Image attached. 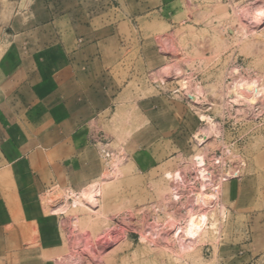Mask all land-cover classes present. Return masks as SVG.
Masks as SVG:
<instances>
[{
  "label": "crops",
  "instance_id": "obj_1",
  "mask_svg": "<svg viewBox=\"0 0 264 264\" xmlns=\"http://www.w3.org/2000/svg\"><path fill=\"white\" fill-rule=\"evenodd\" d=\"M204 1L0 0V264H62L64 218L46 200L100 177L101 133L119 108L141 118L136 166L169 159L186 121L155 77ZM255 226L250 254L264 250Z\"/></svg>",
  "mask_w": 264,
  "mask_h": 264
},
{
  "label": "rangeland",
  "instance_id": "obj_2",
  "mask_svg": "<svg viewBox=\"0 0 264 264\" xmlns=\"http://www.w3.org/2000/svg\"><path fill=\"white\" fill-rule=\"evenodd\" d=\"M200 10L166 43L155 77L182 104L180 142L165 163L140 169L128 144L140 115L122 107L106 117L103 172L83 190L95 193L46 200L62 209V264H264V250L245 246L250 225L264 230V4L231 11L205 0ZM198 215L208 225L191 237Z\"/></svg>",
  "mask_w": 264,
  "mask_h": 264
},
{
  "label": "bare ground",
  "instance_id": "obj_3",
  "mask_svg": "<svg viewBox=\"0 0 264 264\" xmlns=\"http://www.w3.org/2000/svg\"><path fill=\"white\" fill-rule=\"evenodd\" d=\"M237 85V84H236ZM256 85V84H255ZM254 84H251V85H249V88L251 89V90H255L254 89V86H255ZM256 88V87H255ZM257 92V91H256ZM255 91H254V94L256 93ZM255 95H257V94H255ZM255 96L253 95V98H254ZM252 98V97H251ZM252 98V99H253ZM251 99V100H252ZM250 100V99H249ZM203 119H205V117L203 116ZM171 176V175H170ZM208 177V176H207ZM207 177H206V174H204V175H202V178H201V181L203 182V183H205V184H203V185H205L206 186V183H207V181H209V177H208V179H207ZM202 184V183H201ZM95 188H96V185H91L88 189H86L85 191H83V194L84 195H86L87 196V192H89V196H91V194H93V193H95V192H93V193H91L90 191H95ZM203 197H205V195L204 194H199L198 196H197V200L198 199H202ZM60 208V207H59ZM58 208V209H59ZM61 211H62V209H61ZM208 221H209V217L207 216V215H198V216H193L190 220H189V222H188V224H187V227H186V231H187V233L189 234V235H191V237L195 234V233H197V232H200L201 230H204L205 228H207V225H208Z\"/></svg>",
  "mask_w": 264,
  "mask_h": 264
},
{
  "label": "built area",
  "instance_id": "obj_4",
  "mask_svg": "<svg viewBox=\"0 0 264 264\" xmlns=\"http://www.w3.org/2000/svg\"><path fill=\"white\" fill-rule=\"evenodd\" d=\"M227 4L231 11L242 9L247 6H258L264 4V0H221Z\"/></svg>",
  "mask_w": 264,
  "mask_h": 264
}]
</instances>
